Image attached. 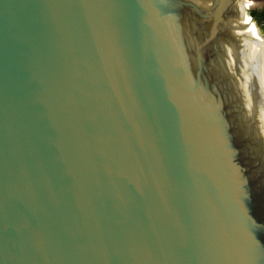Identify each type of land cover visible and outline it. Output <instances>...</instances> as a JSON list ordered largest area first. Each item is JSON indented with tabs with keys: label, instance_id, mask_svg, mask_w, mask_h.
<instances>
[{
	"label": "water",
	"instance_id": "water-1",
	"mask_svg": "<svg viewBox=\"0 0 264 264\" xmlns=\"http://www.w3.org/2000/svg\"><path fill=\"white\" fill-rule=\"evenodd\" d=\"M234 1L0 0V264H264Z\"/></svg>",
	"mask_w": 264,
	"mask_h": 264
},
{
	"label": "bare ground",
	"instance_id": "bare-ground-1",
	"mask_svg": "<svg viewBox=\"0 0 264 264\" xmlns=\"http://www.w3.org/2000/svg\"><path fill=\"white\" fill-rule=\"evenodd\" d=\"M228 18L241 26L262 47L263 35L253 23L255 21L253 17L245 11L241 0L231 4L228 9Z\"/></svg>",
	"mask_w": 264,
	"mask_h": 264
},
{
	"label": "rangeland",
	"instance_id": "rangeland-1",
	"mask_svg": "<svg viewBox=\"0 0 264 264\" xmlns=\"http://www.w3.org/2000/svg\"><path fill=\"white\" fill-rule=\"evenodd\" d=\"M244 5L245 11L252 16V12L257 11L258 14L264 13V0H241ZM259 29V31L263 35V43H264V21L253 22Z\"/></svg>",
	"mask_w": 264,
	"mask_h": 264
},
{
	"label": "trees",
	"instance_id": "trees-1",
	"mask_svg": "<svg viewBox=\"0 0 264 264\" xmlns=\"http://www.w3.org/2000/svg\"><path fill=\"white\" fill-rule=\"evenodd\" d=\"M251 14H252L253 17L256 18L257 21H262V22L264 21V13H262V14H258L257 11H254V12H252ZM252 16H251V17H252Z\"/></svg>",
	"mask_w": 264,
	"mask_h": 264
}]
</instances>
